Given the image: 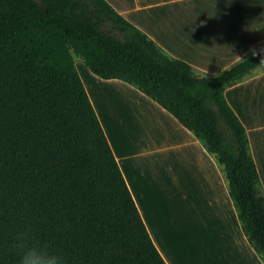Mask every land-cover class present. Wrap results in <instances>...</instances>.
Listing matches in <instances>:
<instances>
[{
	"label": "trees",
	"instance_id": "16d2710c",
	"mask_svg": "<svg viewBox=\"0 0 264 264\" xmlns=\"http://www.w3.org/2000/svg\"><path fill=\"white\" fill-rule=\"evenodd\" d=\"M119 79L170 112L223 167L244 234L264 261V191L225 91L264 64L213 76L167 55L106 0H0V264L15 235L68 264H167L156 248L75 65Z\"/></svg>",
	"mask_w": 264,
	"mask_h": 264
},
{
	"label": "crops",
	"instance_id": "0c3cea01",
	"mask_svg": "<svg viewBox=\"0 0 264 264\" xmlns=\"http://www.w3.org/2000/svg\"><path fill=\"white\" fill-rule=\"evenodd\" d=\"M106 1L199 76L264 52V0ZM78 73L165 262L264 264L243 232L223 167L195 135L135 86L100 78L85 64ZM225 98L246 130L264 191V64ZM165 191L176 197L180 229L165 218Z\"/></svg>",
	"mask_w": 264,
	"mask_h": 264
},
{
	"label": "clouds",
	"instance_id": "9594fccd",
	"mask_svg": "<svg viewBox=\"0 0 264 264\" xmlns=\"http://www.w3.org/2000/svg\"><path fill=\"white\" fill-rule=\"evenodd\" d=\"M11 248L19 257L18 264H68L62 251L34 236L31 229L18 232Z\"/></svg>",
	"mask_w": 264,
	"mask_h": 264
},
{
	"label": "rangeland",
	"instance_id": "374dc122",
	"mask_svg": "<svg viewBox=\"0 0 264 264\" xmlns=\"http://www.w3.org/2000/svg\"><path fill=\"white\" fill-rule=\"evenodd\" d=\"M75 62L78 68V71L80 69V67L83 65L84 63L83 61L75 56ZM162 201L164 203V209H165V218L167 219V222H171L173 221L175 223V225H177V228L180 229L179 223L180 220L178 219V208H177V202H176V197L174 196L172 191H165L162 196ZM176 236V235H174ZM177 237V236H176ZM175 237V239H176Z\"/></svg>",
	"mask_w": 264,
	"mask_h": 264
}]
</instances>
